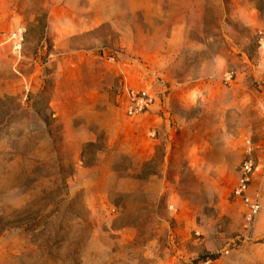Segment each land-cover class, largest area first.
<instances>
[{
    "label": "rangeland",
    "instance_id": "rangeland-1",
    "mask_svg": "<svg viewBox=\"0 0 264 264\" xmlns=\"http://www.w3.org/2000/svg\"><path fill=\"white\" fill-rule=\"evenodd\" d=\"M260 31L264 0H0V264H264Z\"/></svg>",
    "mask_w": 264,
    "mask_h": 264
},
{
    "label": "built area",
    "instance_id": "built-area-1",
    "mask_svg": "<svg viewBox=\"0 0 264 264\" xmlns=\"http://www.w3.org/2000/svg\"><path fill=\"white\" fill-rule=\"evenodd\" d=\"M260 41L264 43V32L260 31ZM234 71L229 70L224 73V80L227 84L231 83L234 79ZM155 104L154 96L145 91H138L135 89L128 90L127 98L124 101V108L128 115L132 117H137L142 114L147 113L152 109ZM248 154L243 159L241 166H240V178L238 185L235 188V195L241 198L247 205V211L245 213V226H251L254 222L256 215L259 212L260 205L255 198H252L248 194L249 185L251 182L252 175L255 170V163L253 158L251 157L250 151V141H248ZM229 251L227 249L221 252V255H228ZM219 258H207L200 262V264H220Z\"/></svg>",
    "mask_w": 264,
    "mask_h": 264
}]
</instances>
